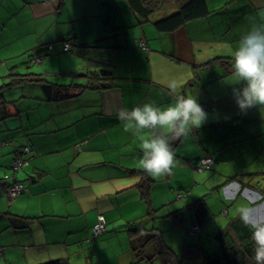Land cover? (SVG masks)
Returning a JSON list of instances; mask_svg holds the SVG:
<instances>
[{"label":"crops","instance_id":"obj_1","mask_svg":"<svg viewBox=\"0 0 264 264\" xmlns=\"http://www.w3.org/2000/svg\"><path fill=\"white\" fill-rule=\"evenodd\" d=\"M182 1L166 0L145 20L128 0H0V264H165L152 248L136 252L139 227L182 247L174 264H216L215 236L240 209L264 222V112L241 113L223 82L251 27L246 17L264 22V0H205L209 14L160 30L156 22ZM173 84L208 119L170 142L175 166L151 177L138 166L140 135L118 114L147 102L166 107ZM26 147L16 173L26 190L12 198L5 176L15 149ZM209 156L211 169L192 167ZM100 215L106 230L96 236ZM172 219L197 232L204 221L207 233L182 238ZM115 239L123 247L111 254Z\"/></svg>","mask_w":264,"mask_h":264},{"label":"clouds","instance_id":"obj_2","mask_svg":"<svg viewBox=\"0 0 264 264\" xmlns=\"http://www.w3.org/2000/svg\"><path fill=\"white\" fill-rule=\"evenodd\" d=\"M246 19L251 27L232 50L230 77L223 81L232 86L233 99L244 114L252 108L264 112V22H256L255 16ZM170 88L173 102L166 107L147 102L118 114L126 132L140 135L142 156L138 166L151 177L166 175L175 166L170 142L186 137L191 128L201 127L208 119V113L196 99L180 94L175 84ZM250 211L240 209V218L252 230L254 264H264V222H253Z\"/></svg>","mask_w":264,"mask_h":264},{"label":"trees","instance_id":"obj_3","mask_svg":"<svg viewBox=\"0 0 264 264\" xmlns=\"http://www.w3.org/2000/svg\"><path fill=\"white\" fill-rule=\"evenodd\" d=\"M128 1L133 11L137 12L145 20L149 18V15L152 12H154L156 8H158L159 6L163 5L166 2V0L165 1L128 0ZM209 13L210 11L207 9L205 0H183L181 6L176 12H174L172 15L165 17L164 19L157 21L156 25L160 30H174L175 28L181 26L182 24L186 23L189 20L205 16ZM144 42L145 45H141L139 43V46L141 49L148 50V45L146 41ZM67 43H69V47L66 50L65 44ZM72 46H73L72 41L68 40L64 42L63 49L64 51H69L72 49ZM52 47L50 45V48ZM39 57L42 58L41 61L44 59L43 56H39ZM39 57L37 56L34 58L35 62H37V58ZM37 80L41 81L42 79H37ZM28 154L29 153L26 154L19 153L15 149L14 157L12 158V162L9 166L10 170H13L12 164L15 158L27 159L26 155ZM13 173L16 174L17 172L13 171ZM13 173H8L7 175ZM131 234L134 236L137 242V247L139 248L138 250L136 249L137 253L139 251L142 252V251H146L148 248H152L154 252L153 255L158 254L161 257V260L165 262V264H174L176 262L175 252L170 246L166 244L161 230L154 228L146 229L144 227L141 228L139 227L133 229L131 231ZM251 235H252V230L242 222L240 217L233 219L228 229L219 232L215 236L217 241L219 242V255H220L219 262H217L216 264H254V260H253L254 246L251 240ZM140 255L137 254V257L141 258ZM140 261H142V258L136 263H139ZM43 264H69V263L63 260H53Z\"/></svg>","mask_w":264,"mask_h":264},{"label":"built area","instance_id":"obj_4","mask_svg":"<svg viewBox=\"0 0 264 264\" xmlns=\"http://www.w3.org/2000/svg\"><path fill=\"white\" fill-rule=\"evenodd\" d=\"M140 44L145 45V42L141 41ZM68 47H69V43L65 44L66 50L68 49ZM41 59L42 58L40 57L37 58V62H40ZM30 151L31 150L27 147L24 149L18 150V152L22 154L30 153ZM27 163H28L27 159L15 158L12 164L13 171L18 172L19 169L24 167ZM213 164H214V158L209 156V157L199 159L198 161L192 164V167L197 171H204L207 169H211ZM5 178L6 180L9 181L7 190H8V194L10 195V197L15 198L26 190L25 184L17 179L16 174L13 173V174L6 175ZM196 229H198V226L196 227ZM105 230H106V219L104 215H100L98 218V222L96 223L93 229L94 234L96 236H99L102 233H104Z\"/></svg>","mask_w":264,"mask_h":264},{"label":"rangeland","instance_id":"obj_5","mask_svg":"<svg viewBox=\"0 0 264 264\" xmlns=\"http://www.w3.org/2000/svg\"><path fill=\"white\" fill-rule=\"evenodd\" d=\"M4 83V82H3ZM3 83H2V81L0 80V91H3V90H5L6 88H3ZM1 94V93H0ZM8 171V170H7ZM9 173H13V170H10L9 169V171H8ZM196 205H198V202H197V204ZM220 214H222V213H220ZM218 216V219H220V217H219V215H217ZM214 220L215 222H214V224L213 225H216L217 223H219V221L220 220ZM173 221H174V219H172ZM211 220V219H210ZM168 222H169V218H168ZM210 222V221H209ZM174 223H175V226H177V227H175L176 229H175V234H180L179 236H181L182 238H184L181 234H185V232L187 233V235H188V238L189 237H193L192 236V233L194 234V237H196V235H201V234H203V232H206L207 233V231H206V225H207V223H205L204 221H200L199 222V224H200V226H201V228H202V230H200V232H197V231H195L194 229H193V227H188L186 224H181V223H176L175 221H174ZM198 233H200V234H198ZM165 235H167L168 236V234H165ZM119 241H122V240H119V239H115L114 240V242H113V246H111L110 244H107V243H100V248H104V247H107V245H110L109 247H107V249H109L110 250V253L111 254H113V253H118L119 252V250H120V248L121 247H123V246H117L116 244L119 242ZM213 247H215V246H209V248H213ZM175 248H177V249H174L173 251L174 252H177V250H178V252L180 251L181 252V246H177L176 245V247ZM112 249H114V251H111ZM144 259H145V257L143 256L142 257V261L144 262ZM160 259V258H159ZM74 264H86V260H82V261H77V263H74Z\"/></svg>","mask_w":264,"mask_h":264},{"label":"water","instance_id":"obj_6","mask_svg":"<svg viewBox=\"0 0 264 264\" xmlns=\"http://www.w3.org/2000/svg\"><path fill=\"white\" fill-rule=\"evenodd\" d=\"M91 74H93L91 72ZM97 75H102V76H106V75H110L112 74V72L105 70V69H100L99 71L96 72ZM91 85H94L93 83H91Z\"/></svg>","mask_w":264,"mask_h":264}]
</instances>
